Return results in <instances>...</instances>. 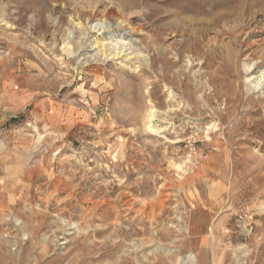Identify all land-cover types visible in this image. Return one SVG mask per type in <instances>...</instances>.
<instances>
[{
  "label": "rangeland",
  "instance_id": "1",
  "mask_svg": "<svg viewBox=\"0 0 264 264\" xmlns=\"http://www.w3.org/2000/svg\"><path fill=\"white\" fill-rule=\"evenodd\" d=\"M0 208V264H264V0H0Z\"/></svg>",
  "mask_w": 264,
  "mask_h": 264
},
{
  "label": "bare ground",
  "instance_id": "2",
  "mask_svg": "<svg viewBox=\"0 0 264 264\" xmlns=\"http://www.w3.org/2000/svg\"><path fill=\"white\" fill-rule=\"evenodd\" d=\"M112 24L110 22H107V21H103V22H97L95 24H93V29L94 28H100V30H109L112 28ZM116 28H119L120 26H122V22L119 21L118 23L115 24ZM127 41H126V44L130 45V46H133V47H136V45L138 44L139 40L137 38H131V37H128V36H125L124 37ZM124 44V43H123ZM126 44H124L125 46H123V48L125 49L126 47ZM186 59H188L186 57ZM1 209V208H0ZM23 263V262H22ZM7 264V263H6ZM12 264V263H11ZM16 264V263H15Z\"/></svg>",
  "mask_w": 264,
  "mask_h": 264
}]
</instances>
